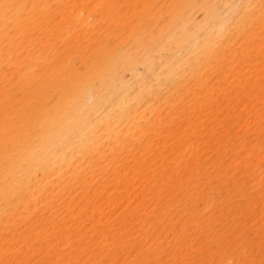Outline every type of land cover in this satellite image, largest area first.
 Returning a JSON list of instances; mask_svg holds the SVG:
<instances>
[{
    "label": "bare ground",
    "instance_id": "6f19581e",
    "mask_svg": "<svg viewBox=\"0 0 264 264\" xmlns=\"http://www.w3.org/2000/svg\"><path fill=\"white\" fill-rule=\"evenodd\" d=\"M0 264H264V0H0Z\"/></svg>",
    "mask_w": 264,
    "mask_h": 264
}]
</instances>
